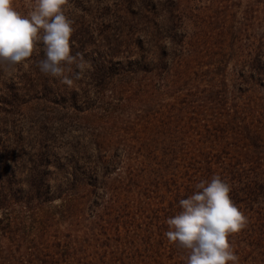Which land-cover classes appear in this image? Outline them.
<instances>
[{
  "label": "trees",
  "instance_id": "1",
  "mask_svg": "<svg viewBox=\"0 0 264 264\" xmlns=\"http://www.w3.org/2000/svg\"><path fill=\"white\" fill-rule=\"evenodd\" d=\"M66 15L62 76L42 52L0 65V112H54L0 139V264H184L166 220L213 175L260 225L264 0H68ZM239 233L242 264L257 244Z\"/></svg>",
  "mask_w": 264,
  "mask_h": 264
},
{
  "label": "clouds",
  "instance_id": "2",
  "mask_svg": "<svg viewBox=\"0 0 264 264\" xmlns=\"http://www.w3.org/2000/svg\"><path fill=\"white\" fill-rule=\"evenodd\" d=\"M67 5L68 0H26L27 11L22 12L16 0H0V65H23L42 52L40 71L62 76L66 66L76 62ZM231 191L220 175L201 180L166 220L164 235L184 251V264H239L230 236L247 227L248 217L232 200Z\"/></svg>",
  "mask_w": 264,
  "mask_h": 264
},
{
  "label": "rangeland",
  "instance_id": "3",
  "mask_svg": "<svg viewBox=\"0 0 264 264\" xmlns=\"http://www.w3.org/2000/svg\"><path fill=\"white\" fill-rule=\"evenodd\" d=\"M6 73H4L6 78L11 77L10 71L5 70ZM2 108L8 109L7 107L1 105ZM53 106L44 102H31L22 107V115H24V118L28 121V119H32L35 121H41L44 117H47L48 115H53L54 112H52ZM51 109V113L49 114L47 111ZM10 117V118H9ZM27 121L24 122L20 116H11V114L0 112V124L2 129L0 130V139H5L6 137L12 138L14 135L19 136H25L26 130L28 129ZM55 128L54 126L50 128V133H52V138H54L56 135L54 134ZM75 135V134H73ZM262 215L260 218V225L259 222L255 221L254 226L250 227L247 225L245 229L241 231V233L236 235V240H239L241 242L246 240H250V237L255 238L253 241L257 244V247H248L246 246V250L248 251V255L245 259L242 258L244 261L242 264H264V201H262ZM251 214V215H250ZM248 217V223L252 218L254 217V214L250 213L246 214ZM254 220H256V217H254ZM262 230V231H261ZM262 232V236H259V233ZM250 237H247V236ZM243 247V243H242Z\"/></svg>",
  "mask_w": 264,
  "mask_h": 264
}]
</instances>
